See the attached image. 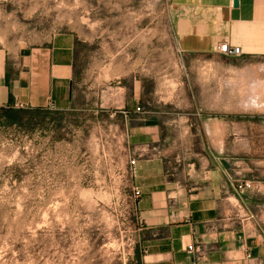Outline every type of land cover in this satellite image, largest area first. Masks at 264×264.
<instances>
[{
    "label": "crops",
    "instance_id": "crops-1",
    "mask_svg": "<svg viewBox=\"0 0 264 264\" xmlns=\"http://www.w3.org/2000/svg\"><path fill=\"white\" fill-rule=\"evenodd\" d=\"M167 1L178 45L176 99H153L152 87L147 94L153 79L147 40L144 62L137 63L124 55L127 46L111 62H95L82 39V72L103 79L97 108H88L87 84L81 110L122 116L117 127L128 131L139 155L132 179L142 191V264H264V119L251 116L264 118V112L242 109L251 93L239 92L264 78V0H239L238 6L234 0ZM222 41L240 46L242 54L219 52ZM77 52L71 33L0 48V110H26L37 122L77 109ZM35 122L34 128H53ZM233 135L243 140H230ZM148 144L165 156H150ZM190 244L202 253L193 256Z\"/></svg>",
    "mask_w": 264,
    "mask_h": 264
},
{
    "label": "rangeland",
    "instance_id": "rangeland-1",
    "mask_svg": "<svg viewBox=\"0 0 264 264\" xmlns=\"http://www.w3.org/2000/svg\"><path fill=\"white\" fill-rule=\"evenodd\" d=\"M170 15L167 0H0V48L57 33L78 42L77 109L37 122L32 113L12 124L0 116V264H140L139 255L142 262L128 138L117 127L122 116L81 110L87 84L88 108H97L103 78L82 72L80 42L89 40L95 62H111L127 46L128 60L143 63L147 40L153 77L147 94L152 87L153 99L174 98L179 56Z\"/></svg>",
    "mask_w": 264,
    "mask_h": 264
},
{
    "label": "built area",
    "instance_id": "built-area-1",
    "mask_svg": "<svg viewBox=\"0 0 264 264\" xmlns=\"http://www.w3.org/2000/svg\"><path fill=\"white\" fill-rule=\"evenodd\" d=\"M217 49H218L219 52H221V53H223L225 55H241L242 54L240 46H231L228 41H222L218 45ZM125 134H126V136L128 138L129 158H130L129 162H130V168H131V172H132L134 170V166H135V164L137 162V159H138L139 155L134 153L132 148H131V143L129 141V133H128L127 130H125ZM145 149L148 151L150 156H154V157L163 158L165 156V154H166L164 149L161 148L159 145L148 144V145H146ZM147 151H145V152H147ZM248 184H249L248 182H245L243 185L239 186V189L240 190L245 189V187ZM133 191H134V196H135L136 202H137L138 199L141 196L142 191H141L140 187L135 185V184H134V187H133ZM188 250L193 256H197V255H200L202 253V250L196 244H190L188 246Z\"/></svg>",
    "mask_w": 264,
    "mask_h": 264
},
{
    "label": "bare ground",
    "instance_id": "bare-ground-1",
    "mask_svg": "<svg viewBox=\"0 0 264 264\" xmlns=\"http://www.w3.org/2000/svg\"><path fill=\"white\" fill-rule=\"evenodd\" d=\"M255 77L256 76H254L253 79H255ZM254 82V85L251 87L249 100L244 102L242 109L264 112V78L257 79Z\"/></svg>",
    "mask_w": 264,
    "mask_h": 264
},
{
    "label": "trees",
    "instance_id": "trees-1",
    "mask_svg": "<svg viewBox=\"0 0 264 264\" xmlns=\"http://www.w3.org/2000/svg\"><path fill=\"white\" fill-rule=\"evenodd\" d=\"M29 111L26 110H7V111H3L0 110V116L5 120V122H7L8 124H12V123H19L24 117L28 119L31 118V115H28ZM139 260H140V264H142L141 262V257L139 255Z\"/></svg>",
    "mask_w": 264,
    "mask_h": 264
},
{
    "label": "water",
    "instance_id": "water-1",
    "mask_svg": "<svg viewBox=\"0 0 264 264\" xmlns=\"http://www.w3.org/2000/svg\"><path fill=\"white\" fill-rule=\"evenodd\" d=\"M239 5V0H234V6H238Z\"/></svg>",
    "mask_w": 264,
    "mask_h": 264
}]
</instances>
